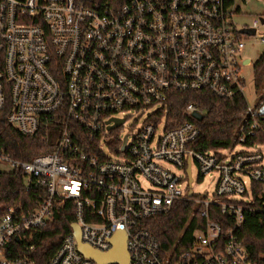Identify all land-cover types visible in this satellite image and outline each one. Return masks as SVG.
Wrapping results in <instances>:
<instances>
[{
    "label": "built area",
    "instance_id": "obj_1",
    "mask_svg": "<svg viewBox=\"0 0 264 264\" xmlns=\"http://www.w3.org/2000/svg\"><path fill=\"white\" fill-rule=\"evenodd\" d=\"M251 2L264 4L0 0V111L23 136L54 141L30 160L0 149V173L21 171L40 196L34 208H0V264H39L62 212L73 222L47 264H121L80 250L106 255L121 237L129 264H264L240 236L249 217L264 216V101L247 102L242 75L252 62L244 37L264 44V11L236 20ZM199 91L246 100L231 146L198 150L207 111L173 109L174 94ZM133 113L144 119L122 136ZM193 166L199 180L218 175L212 199L195 194ZM182 202L192 213L164 249L148 221Z\"/></svg>",
    "mask_w": 264,
    "mask_h": 264
},
{
    "label": "trees",
    "instance_id": "obj_2",
    "mask_svg": "<svg viewBox=\"0 0 264 264\" xmlns=\"http://www.w3.org/2000/svg\"><path fill=\"white\" fill-rule=\"evenodd\" d=\"M254 83L260 96L259 100L264 101V51L254 64ZM190 102L199 104L208 113L205 120L199 124L201 136L196 142L198 150H216L229 147L235 142L237 131L242 124L240 116L247 105L243 96L224 99L208 91L176 93L172 97L171 105L175 112H180ZM53 145L54 141H44L39 136H23L9 124L7 112L0 111V149L6 153L17 159L30 160L51 151ZM25 183L24 174L21 171L0 173L1 209L14 204H23L28 208H34L37 205L40 196L35 191L36 187L27 191ZM192 208L191 203H176L166 214L158 215L148 221V225L154 230L164 249H169L181 238V232L189 220ZM72 222V214L66 212L58 214L55 228L48 230L45 235V239L48 242L54 240L55 245L46 246V250L39 254V264L48 263L60 240L70 230ZM240 236L253 256L264 252V216L258 214L255 217H249ZM182 238L183 240L191 239L192 232H187Z\"/></svg>",
    "mask_w": 264,
    "mask_h": 264
},
{
    "label": "rangeland",
    "instance_id": "obj_3",
    "mask_svg": "<svg viewBox=\"0 0 264 264\" xmlns=\"http://www.w3.org/2000/svg\"><path fill=\"white\" fill-rule=\"evenodd\" d=\"M244 11H246L248 14L238 16L236 17L237 22L240 25L244 24H252L253 19L257 14L264 11V4L259 2H251L247 6H244ZM264 32V28L261 30ZM246 40V47L243 52V57L246 59H251L250 65H243L242 66V75L245 78V96L246 100L250 105H253L256 101L257 96L259 94L257 93L255 89V83H254V64L259 59L261 54L264 51V44L260 42H255L254 38L250 37H244ZM260 97V96H259ZM120 117H123L122 115ZM144 117H139L133 113V115L129 116L126 120L125 126L121 129V135L125 136L128 134L132 129L130 126L134 124H140L143 121ZM244 150L243 146L238 145L234 148H229L225 154L227 157H231L232 155ZM171 170L176 171L175 168L170 167ZM179 173V171H178ZM193 179L194 182L192 184V187L194 189V192L196 195H198L200 198L207 197L209 199L213 198V195L216 191L217 181H218V175L215 174H209L206 175L203 180L198 179V169L196 166H193ZM145 186H148L146 182H144Z\"/></svg>",
    "mask_w": 264,
    "mask_h": 264
},
{
    "label": "water",
    "instance_id": "obj_4",
    "mask_svg": "<svg viewBox=\"0 0 264 264\" xmlns=\"http://www.w3.org/2000/svg\"><path fill=\"white\" fill-rule=\"evenodd\" d=\"M264 22V19H263ZM244 34L247 35H253L255 34V30H250V29H244L242 30ZM76 234L79 238V230L77 229L76 226ZM80 250L87 256L95 258L99 262H108V261H114V262H119L121 264H129V256L125 247V240L124 237H121L118 239V241L115 244L114 249L106 254H100L99 252L91 249L90 247H87L83 244H80Z\"/></svg>",
    "mask_w": 264,
    "mask_h": 264
}]
</instances>
